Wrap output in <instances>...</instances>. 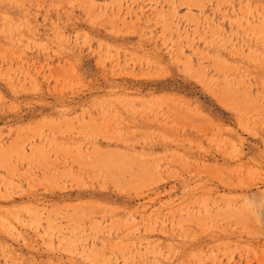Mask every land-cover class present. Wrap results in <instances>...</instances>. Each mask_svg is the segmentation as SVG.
I'll list each match as a JSON object with an SVG mask.
<instances>
[{
  "label": "rangeland",
  "instance_id": "rangeland-1",
  "mask_svg": "<svg viewBox=\"0 0 264 264\" xmlns=\"http://www.w3.org/2000/svg\"><path fill=\"white\" fill-rule=\"evenodd\" d=\"M264 0H0V264H264Z\"/></svg>",
  "mask_w": 264,
  "mask_h": 264
},
{
  "label": "clouds",
  "instance_id": "clouds-1",
  "mask_svg": "<svg viewBox=\"0 0 264 264\" xmlns=\"http://www.w3.org/2000/svg\"><path fill=\"white\" fill-rule=\"evenodd\" d=\"M261 215L264 216V212H262Z\"/></svg>",
  "mask_w": 264,
  "mask_h": 264
}]
</instances>
